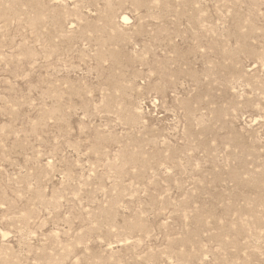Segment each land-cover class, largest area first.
Wrapping results in <instances>:
<instances>
[{
    "label": "rangeland",
    "instance_id": "obj_1",
    "mask_svg": "<svg viewBox=\"0 0 264 264\" xmlns=\"http://www.w3.org/2000/svg\"><path fill=\"white\" fill-rule=\"evenodd\" d=\"M0 264H264V0H0Z\"/></svg>",
    "mask_w": 264,
    "mask_h": 264
},
{
    "label": "bare ground",
    "instance_id": "obj_2",
    "mask_svg": "<svg viewBox=\"0 0 264 264\" xmlns=\"http://www.w3.org/2000/svg\"><path fill=\"white\" fill-rule=\"evenodd\" d=\"M123 19H127V18L124 17ZM123 21H124V20H123Z\"/></svg>",
    "mask_w": 264,
    "mask_h": 264
}]
</instances>
